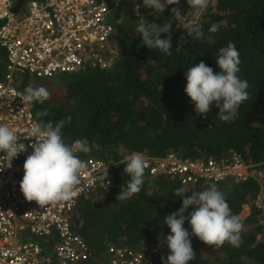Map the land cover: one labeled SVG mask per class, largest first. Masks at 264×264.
Segmentation results:
<instances>
[{
    "label": "trees",
    "instance_id": "obj_1",
    "mask_svg": "<svg viewBox=\"0 0 264 264\" xmlns=\"http://www.w3.org/2000/svg\"><path fill=\"white\" fill-rule=\"evenodd\" d=\"M173 7H179L185 20L193 18L194 10L187 0L179 5H167L163 12L140 5L141 20L163 25L171 20ZM219 24L215 33L212 24ZM199 24L204 33L200 39L187 35L184 23L174 21L171 28V55L158 48H147L134 30L124 31L118 25L119 57L109 71L87 70L63 78L29 81L25 74L17 77V87L23 90L31 84L43 86L51 94L43 104L33 102L32 112L47 110L40 119L53 125L71 117L62 129L67 143L77 139L93 141L99 149L89 154H78L82 160H97L117 164L108 184L97 186L79 195L76 210L70 214L72 231L82 237L93 251L81 264H102L107 259L111 244L137 247L157 242L162 247L161 257H167L165 237L170 229L164 217L182 205L176 190L185 195L203 191L212 185L223 193L233 214L240 215L249 206L251 213L244 220L242 244L222 247L204 244L191 235L186 220L183 227L190 233L196 258L188 264H264V235L262 218L254 206L258 193L256 180L247 182L227 178L218 182L178 183L173 178H147L141 191L124 201H116L121 187L130 177L124 174L122 161L133 152L145 157H163L166 153L193 160L226 158L232 150L245 165H256L264 173V0H210L201 14ZM165 34H161L164 38ZM234 43L241 63V79L247 80L248 99L238 108L234 120L220 119L215 102L207 118L198 116L195 104L185 93V72L203 61L218 71L215 59L219 50ZM4 53L0 50V77L3 74ZM53 82L57 86H53ZM149 181L154 189L148 190ZM111 204V205H110ZM110 205V206H109ZM193 210L189 206L185 216Z\"/></svg>",
    "mask_w": 264,
    "mask_h": 264
},
{
    "label": "built area",
    "instance_id": "obj_2",
    "mask_svg": "<svg viewBox=\"0 0 264 264\" xmlns=\"http://www.w3.org/2000/svg\"><path fill=\"white\" fill-rule=\"evenodd\" d=\"M121 1L26 0L13 13L16 0H0V50L5 57L0 77V124L20 134L26 149L12 159L10 167L7 154L0 152V264H81L92 255L87 242L72 231L69 216L76 210L82 192L109 183L117 164L86 160L88 167L70 201L43 207L27 201L20 182L34 139L23 137L36 120L31 103L23 104L18 96L21 91L16 80L20 74L33 80H50L87 70H111L120 53L115 38L124 8ZM228 154L226 158L204 160L171 152L163 157L146 156L145 176L173 178L182 184L227 178L247 182L253 178L264 185V173L256 165H245L232 150ZM254 206L264 215V189L256 195ZM27 232L28 238L24 235ZM161 252L157 242L137 247L113 243L102 264H159Z\"/></svg>",
    "mask_w": 264,
    "mask_h": 264
},
{
    "label": "clouds",
    "instance_id": "obj_3",
    "mask_svg": "<svg viewBox=\"0 0 264 264\" xmlns=\"http://www.w3.org/2000/svg\"><path fill=\"white\" fill-rule=\"evenodd\" d=\"M209 2L210 0H187L189 8L194 10L193 18L189 21L185 20L186 14L182 15L179 7L171 9V20L163 25L141 20L136 32L142 37V44L147 48H158L170 56L171 28L174 21L184 23L189 37L200 39L204 33L199 18ZM135 3L136 0L121 1L124 7L136 8ZM142 3L144 7L163 12L167 5H179L180 0H142ZM119 20L121 21L120 17ZM219 27V24L214 23L209 31L215 33ZM161 34H165L164 38H161ZM215 61L219 69L216 72L203 61L188 68L185 72L187 84L184 91L194 102V111L198 116L206 119L210 106L215 102L220 119L229 122L236 118L239 106L248 99L249 83L237 75L240 72L241 60L234 43L229 42L226 47L221 48ZM18 96L23 104H43L50 99L51 94L43 86L34 87L29 84ZM47 114V110L36 112V121L31 123L26 136L23 137L34 139V142L30 144L33 151L23 164L24 175L20 190L27 201H35L40 207L72 200L75 187L81 184V174L88 167L87 161L82 160L78 154H89L93 148L99 149V145L94 141L90 144L86 139L67 143L63 138L62 129L65 123H70L71 117L53 125L51 121L40 119ZM21 139L22 136L9 126L0 124V152L7 154L9 167L12 159L26 150L25 145L20 142ZM122 163L123 172L130 179L126 187H121L116 201L127 200L141 191L148 167L147 158L139 152H133ZM107 175L106 168L102 178L105 180ZM185 192L183 188L176 190V195L182 198V205L178 211L166 215L163 220L170 229V234L165 237L168 255L166 258L161 257L162 264H188L196 258L190 233L183 227L186 220L191 227V235L206 245L218 248L225 242L232 247L242 244L241 218L232 213L225 196L215 185L203 191H193L190 195H185ZM189 206H192L193 210L185 216ZM259 214L263 215L261 211ZM260 218L263 219L264 215ZM263 224L264 222L261 224L262 229Z\"/></svg>",
    "mask_w": 264,
    "mask_h": 264
},
{
    "label": "rangeland",
    "instance_id": "obj_4",
    "mask_svg": "<svg viewBox=\"0 0 264 264\" xmlns=\"http://www.w3.org/2000/svg\"><path fill=\"white\" fill-rule=\"evenodd\" d=\"M140 5L143 6V3H142V0H136V3H135V7H129V6H125L122 10H121V13H120V18H121V25H122V28L124 31H128V30H134V28L136 26H138V24L140 23L141 19V15L138 16L137 12H139V8H140ZM146 10L148 9L147 7H144ZM27 13V8L26 6L23 8L22 10V14H26ZM29 81H39V80H33V79H29ZM45 79L42 80V85L46 86L45 83H44ZM53 86H57V84H55V82L52 83ZM154 184L152 181H149V185H148V190L151 192L153 189H154ZM244 208L246 209H243L242 208V211L240 213V218L241 220H244L246 217H248L251 213V210H250V207L249 206H245ZM259 217L263 216L262 214H258ZM264 222V218L260 220L259 223H263ZM26 234V235H25ZM25 237L28 238L29 236V232L27 233H24Z\"/></svg>",
    "mask_w": 264,
    "mask_h": 264
},
{
    "label": "water",
    "instance_id": "obj_5",
    "mask_svg": "<svg viewBox=\"0 0 264 264\" xmlns=\"http://www.w3.org/2000/svg\"><path fill=\"white\" fill-rule=\"evenodd\" d=\"M25 1H26V0H16L15 6H14V8L12 9L13 13H17V12L20 10L21 6L23 5V3H24ZM92 253H93V251H92Z\"/></svg>",
    "mask_w": 264,
    "mask_h": 264
},
{
    "label": "flooded vegetation",
    "instance_id": "obj_6",
    "mask_svg": "<svg viewBox=\"0 0 264 264\" xmlns=\"http://www.w3.org/2000/svg\"><path fill=\"white\" fill-rule=\"evenodd\" d=\"M257 188H258V193L257 194H260L263 191V189H264V185H263L262 181L257 184Z\"/></svg>",
    "mask_w": 264,
    "mask_h": 264
}]
</instances>
